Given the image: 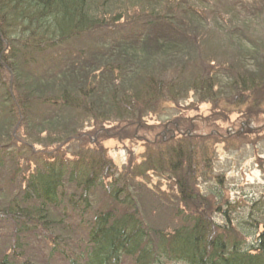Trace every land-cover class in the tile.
I'll use <instances>...</instances> for the list:
<instances>
[{
	"label": "trees",
	"instance_id": "16d2710c",
	"mask_svg": "<svg viewBox=\"0 0 264 264\" xmlns=\"http://www.w3.org/2000/svg\"><path fill=\"white\" fill-rule=\"evenodd\" d=\"M122 1L0 0V230L9 240L0 264H36L22 258L26 238L39 233L56 253L70 232L82 243L68 264H264V194L229 197L225 178L212 173L213 141L168 132L121 169L97 144L115 128L129 137L181 89L212 103L235 95L232 111L256 118L264 0ZM120 21L127 32L78 40ZM154 37L166 60L181 61L151 55L145 45ZM257 135L247 126L237 139L253 146ZM73 142L72 151L61 148ZM152 176L176 189V200L155 208L178 219L169 228L145 218L152 205L141 191Z\"/></svg>",
	"mask_w": 264,
	"mask_h": 264
},
{
	"label": "rangeland",
	"instance_id": "374dc122",
	"mask_svg": "<svg viewBox=\"0 0 264 264\" xmlns=\"http://www.w3.org/2000/svg\"><path fill=\"white\" fill-rule=\"evenodd\" d=\"M201 1L203 2L202 4L212 2V0ZM235 1L240 3V1L244 2L248 0ZM252 1L259 3L263 0ZM88 2L89 6L93 5V2L98 5L102 3V0H88ZM119 3L120 2L117 4ZM117 8H119V5H116L114 10ZM134 12L139 15L137 8L134 9ZM193 12L196 13V10H193ZM141 20L143 21V18ZM118 24L120 26L116 24L111 27L107 26L102 29H94L90 32H86L85 35L81 36L78 40L81 42H89V37H99L101 39L103 34H110L113 32L117 33L119 32V28L122 27H124L122 29L127 32V29L129 28V24L127 22L120 21ZM132 27L134 30L139 29L141 27V21L138 20ZM74 42L75 40H72L69 43L73 44L72 48L83 46L78 42ZM161 43L162 42L158 37H154L148 45H145L148 46V48H145L151 55L159 49L161 56L164 57V51L160 49L166 48V46L158 47ZM42 45L43 46L40 47V49L45 47L44 44ZM65 52V49H63L62 52H60L61 54L57 55V58L63 56V64L71 59L70 57L62 55ZM144 55L146 56L147 52L144 51ZM151 55H149L146 60L154 66ZM86 56L91 60V54H87ZM247 56H249V53H247ZM254 58L261 64L258 67L262 69L263 65L261 62V52H255ZM167 60L165 59V64L168 63L169 66H171L173 62L169 59ZM180 61L181 60L176 59L174 63H178ZM202 67L204 68L205 66L202 65ZM222 91L224 93L230 92L228 89ZM253 91L255 92H253L251 97H255V99L250 97V101L255 102V105L258 104L259 107L256 118L252 117L251 119H245L238 113L232 111L233 107L231 106V103L237 100L235 95L227 96V100L222 98L217 99L215 103H212V101H208L206 99L205 101L197 100L191 91L189 92V90L184 91L181 89V96L179 100L175 102L168 100L162 101L163 104L160 106L161 110L157 112V117L150 115V113L153 112L150 108V111H147L145 113V117H143L145 122L144 124H140L139 128H135L133 125L131 126L132 135H129V137L128 135L123 137V131L121 128H115V130H110L109 132L101 134L98 138L97 144L105 147L107 149L108 156H110L112 161L120 167L122 163H126L128 156L134 157V160L136 161L138 154H140L144 148L148 146L149 142L158 140L161 137L165 138L172 133V136H178V133L179 135L184 133L187 138H193L195 136L201 141H213L214 144L212 146L214 147V159L216 162L212 173L225 178L226 186L229 191V197L232 200H241L246 197L244 202H247L249 198H258L262 193L264 194V94L259 89ZM243 100H245V98H243ZM246 115H248L247 111ZM244 122L246 123V126L249 125L248 127L250 129H253L256 133H258L257 138L254 139L255 145L253 146L246 144L249 142L248 140L241 141L237 139L239 138L237 136L238 131L243 129V126H245ZM168 132H170V134ZM76 145L79 144L77 142H73L70 147L69 145H62L61 148H63V150L66 149L72 151V148ZM146 182L150 184L151 187L148 185V189H150L151 192L148 190H142L141 194L145 195L146 198L148 197L149 199L147 203L150 206L152 205L151 207H148L149 209H152V211L145 215V218H147L146 221H148L149 224H153L160 228L165 226L169 228L172 224H175L178 219L172 217L170 209L168 211L166 207H164L166 210L164 208L162 210H157L155 208L158 207L159 203L166 206V204L161 200H176L173 198L176 194V189H174L173 186L171 187L168 181L154 176L147 178ZM0 233L3 234V237L0 235L1 256V254L8 252L7 244H9V240L4 238V230H0ZM36 236L38 239L34 236L26 238V243H24V247L21 249L22 258L26 257L34 261L36 264H68L69 259L67 256L78 252L76 247L78 244L81 245L82 243L77 232H70L69 236L64 239L66 244L61 247L62 251L53 253L48 242L49 238L43 241L41 234L38 233Z\"/></svg>",
	"mask_w": 264,
	"mask_h": 264
}]
</instances>
